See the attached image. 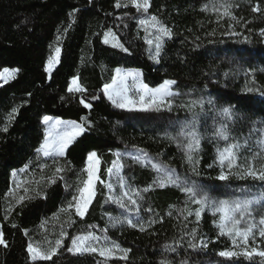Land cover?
<instances>
[{"label":"trees","instance_id":"16d2710c","mask_svg":"<svg viewBox=\"0 0 264 264\" xmlns=\"http://www.w3.org/2000/svg\"><path fill=\"white\" fill-rule=\"evenodd\" d=\"M115 2L0 0V71L17 70L14 79L0 82V128L8 126L7 132L0 131V232L8 244L7 248L0 246V264H160L162 259L175 264L181 260L188 264H249L243 259L218 257V251L230 247L226 237L218 236V216L206 209L197 222L196 205L187 206L193 211L188 216L187 197L175 187H150L155 171L128 156L122 161V175L144 196L138 215L126 213L108 201L107 190L99 183L84 219L75 215L74 207L68 208L76 186L83 180L82 169L89 152H97L101 179L108 181L106 169L116 158L113 153H125L133 147L145 151L157 163L187 172L218 198H243L249 189L264 191L251 178L232 175L224 182L215 179L220 170L217 148L223 142L213 137L220 119L219 106H238L237 117L245 118L233 124L238 132L247 133L249 127H259L264 121V96L260 91H246L248 87L264 90V36L260 34L264 29V0H235L238 7H233L232 13L236 20L224 17L223 9L213 10L214 0H150L148 13L137 12L131 6L115 8ZM256 4L261 10L253 13L251 7ZM152 15L172 31L170 38H164L158 62L150 58L147 33L138 24L139 19ZM109 28L127 52L110 42L103 43V34ZM233 30L238 35L228 34ZM57 47L61 49L60 61L50 73L45 72L46 62ZM233 55L243 59V66L230 63ZM117 67L140 69L142 81L150 87L165 79L175 80L172 89L180 95L173 98L172 112L149 114L114 107L102 88L111 81ZM73 76L79 78L84 93H68ZM82 98L92 104L90 109L80 104ZM196 98L212 100L213 105H206L203 112L196 109L200 112L197 128L201 143L194 153V164H189L184 148L169 139L177 133L170 122L190 119L179 105ZM13 107L18 111L9 119ZM43 115L86 126L63 157L44 158L35 153L44 137L40 122ZM81 117L86 119L82 121ZM56 167L64 171L56 173ZM193 167L199 175L193 173ZM22 168L25 170L20 171ZM49 179H55V183H48ZM145 188L149 191L144 192ZM20 196L25 199L17 204ZM110 216L142 219L146 230L141 232L126 224L112 227ZM147 221L154 223L149 226ZM88 225L96 226L97 235L106 230L103 234L109 240L130 249L127 260L105 259L98 254L74 256L65 249L50 261L29 259L27 243L46 250L50 244L54 246L62 230L72 235L87 231ZM192 228L198 230L197 243L203 238L207 249L187 247L189 237L185 233ZM68 243L66 240L65 248Z\"/></svg>","mask_w":264,"mask_h":264},{"label":"snow or ice","instance_id":"6c2138e0","mask_svg":"<svg viewBox=\"0 0 264 264\" xmlns=\"http://www.w3.org/2000/svg\"><path fill=\"white\" fill-rule=\"evenodd\" d=\"M131 6L137 12L148 13L150 8V0H116L115 8H128ZM213 10L223 9L222 15L230 19L237 18L232 13L233 7H238L235 0H219V3L214 0L212 5ZM207 10V8L205 9ZM260 5L256 4L251 7L253 13L260 12ZM75 11V10H74ZM70 16L73 13L69 14ZM127 15V13H125ZM239 22V21H238ZM138 24L144 26L147 33L148 28L154 30V33L145 36V43L150 46V58L158 62V57L161 55L164 38L171 37L172 31L164 26L157 16L152 15L149 18L139 19ZM232 27L231 25L229 26ZM229 35H238L236 31H230ZM261 36H264V29L260 30ZM59 39V37L57 38ZM114 42V47H119L127 52L128 49L120 42L117 35L111 28L103 34V43L109 44ZM154 46V50L153 49ZM61 49L57 47L55 54L50 56L45 66V72H51L54 66L60 61ZM230 63L243 66V59L233 55L230 57ZM17 70L11 72L5 69L0 72V80L7 83L10 79L15 78ZM115 75L112 77L111 84H104L102 91L103 95L119 109L127 111H135L149 114H160L164 111L169 113L173 110V98L180 95L174 91L172 86L177 82L173 79H165L157 87H150L140 79L138 72L130 70H122L117 67ZM227 75V73H225ZM131 81V84L127 81ZM67 91L70 94L84 93L85 89L79 82V78L73 76L68 83ZM247 92L260 91L264 96V90H258L252 87L246 89ZM93 100L97 97L93 96ZM80 104L85 109H90L92 104L86 102L85 99H80ZM206 105L212 106L213 101H205L203 98L190 100L187 104H180L179 107L186 109L190 116L184 122H170V126L177 129L176 135L169 136L179 146L184 148V156L189 164H194V153L199 148L201 140L197 122L200 112L205 110ZM199 108L200 112L196 111ZM18 111L13 107L9 119L14 117ZM238 106L229 104L228 106H219L217 116L220 117L217 125L213 130V137L216 140L222 141L223 146L217 148V160L220 166L218 175L215 177L218 181H228L232 175L240 179L251 178L253 181L259 182L264 187V121L259 127H249L247 133L242 130L238 132L233 124L239 119L241 122L245 118L237 117ZM215 118V117H214ZM86 118L81 117L84 121ZM40 122L44 125V137L39 147L35 148L37 157L44 158H59L65 155L66 149L86 131L84 123L76 121H64L58 117L43 115ZM247 126V125H245ZM0 131L7 132L8 126L0 128ZM246 153V154H245ZM116 157L111 166L106 169L109 177L108 181L101 179L100 165L101 160L96 151H91L87 154L83 173H86V179H83L76 186V190L72 195V201L69 202L68 208L74 207L75 215L84 219L89 211L97 195V184L99 183L107 190V200L117 205L126 213L138 215L142 209L141 201L144 196L140 189L133 187L125 182L122 175L125 165L123 160L125 156L130 157L133 161L142 162L150 165L156 173L153 184L150 187H159L164 189L168 186L178 188L183 193L187 200L185 202V210L187 215H193V211L188 210V205H196L194 215L199 222L202 212L206 209L210 210L213 216H218L216 227L219 237H226L230 241V247H225L216 253L218 257L226 260L243 259L249 264H264V191L253 192L251 189L247 191V195L243 198H218L210 194L206 186L201 185L185 172L181 173L177 169L167 166L163 163L153 162L145 153H121L114 152ZM27 165L25 166V168ZM43 167V165H41ZM25 169H20L24 171ZM64 169L56 167L55 172L61 173ZM193 173L199 175L195 168ZM13 177L17 175L16 171L12 172ZM115 181V182H113ZM48 183H55V179H49ZM28 190L25 189V192ZM144 192L149 191V188L143 189ZM25 199L20 196L16 201L17 204ZM259 205V208L255 206ZM151 212V208L144 209ZM11 211V208H9ZM109 221L112 227L127 225L131 228H138L144 232L145 221L142 219H129L127 217L120 218L119 216H110ZM75 223V221H72ZM151 226L154 221H147ZM15 227V225H13ZM71 226V225H69ZM87 231H80L76 234L69 235L66 231H61L59 238L55 239L54 246L51 244L45 250L39 246H34L32 242L27 243L26 253L32 262L50 261L58 254L61 249H65L67 253L72 255L98 254L105 259L119 258L127 260L130 249L121 247L120 244L109 240L106 234L97 235L95 225H88ZM27 235V232L25 231ZM185 235L189 237L187 247L190 249H207L208 243L199 238L197 228H192ZM70 243L65 248V241ZM0 246L8 247L7 241L3 232H0ZM168 247L167 245L165 246ZM173 251H175L173 249ZM120 253L117 257V254ZM160 264H175L174 261L162 259ZM180 264H188L187 260H181Z\"/></svg>","mask_w":264,"mask_h":264},{"label":"rangeland","instance_id":"374dc122","mask_svg":"<svg viewBox=\"0 0 264 264\" xmlns=\"http://www.w3.org/2000/svg\"><path fill=\"white\" fill-rule=\"evenodd\" d=\"M151 33H154V30L153 29H151V28H148V32H147V34H151ZM110 43L111 44H114V42L113 41H111V39H110ZM152 50H154V46H153V49ZM55 54V52L53 53V55ZM46 64H47V62H46ZM46 66V65H45ZM5 69H7V70H9V72H11L13 69H10V68H3L0 72H4V70ZM122 70H130V71H134V72H138L139 74H140V79L142 80V72H141V70L140 69H122ZM49 73V72H48ZM113 75H115V72L113 73ZM113 77V76H112ZM0 82H4L3 80H0ZM112 83V79H111V81L110 82H108L107 84H111ZM127 83H129V84H131V81L129 80V81H127ZM157 86H159V85H157ZM157 86H155V87H157ZM64 121H68V120H64ZM126 152L125 153H136V152H143V153H145L153 162H155L154 161V159L152 158V156H150L148 153H146L145 151H143V150H141V149H138V148H130V149H128V150H125ZM83 179H86V173H84V175H83Z\"/></svg>","mask_w":264,"mask_h":264}]
</instances>
